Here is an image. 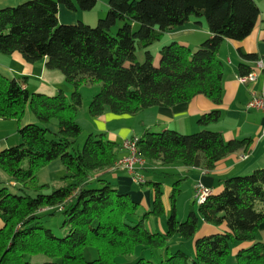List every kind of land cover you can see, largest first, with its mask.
<instances>
[{"label":"trees","instance_id":"trees-1","mask_svg":"<svg viewBox=\"0 0 264 264\" xmlns=\"http://www.w3.org/2000/svg\"><path fill=\"white\" fill-rule=\"evenodd\" d=\"M98 1L30 0L0 9V53L19 52L30 64L46 58V68L61 72L74 86L70 98L63 90L31 92L24 86L27 77L0 73V118L21 122L28 109L36 120L19 127V144L0 151V169L17 187L16 192L0 188V264H234L233 259L264 264V242L257 239L264 222V168L226 177L222 190L203 204L195 200L183 221L173 207L166 232H159L147 220L165 212L161 183L145 180L155 191V203L141 214L140 204L105 177L116 170L122 144L90 133L83 147L77 145L84 83L101 85L89 105L92 117L173 107L198 95L220 105L225 74L220 47L226 39L239 42L253 32L261 17L257 1L108 0L107 16L96 25L59 21L61 3L91 11ZM201 17L207 18L212 36L196 50L175 40L163 45L157 65L150 46ZM252 70L242 64L240 76ZM220 118L219 108L202 114L198 125L203 128L190 134L147 128L137 140L138 156L157 166L213 169L233 152H248L252 138L226 141L220 131L208 128ZM52 121L57 131L50 128ZM57 159L65 166L66 181L57 187L39 184L38 171ZM178 193L175 186L174 205ZM57 212L64 215L62 236L46 226L45 219ZM202 220L227 230L197 237L191 252L171 250V237L194 238ZM244 242L252 244L233 254ZM88 251L95 256L88 257Z\"/></svg>","mask_w":264,"mask_h":264},{"label":"crops","instance_id":"crops-1","mask_svg":"<svg viewBox=\"0 0 264 264\" xmlns=\"http://www.w3.org/2000/svg\"><path fill=\"white\" fill-rule=\"evenodd\" d=\"M27 1L30 0H0V9L14 7ZM99 1L105 7H108V0ZM256 1L261 9V17L253 32L239 42L226 39L220 47L218 54L224 63L225 72L223 101L220 105L214 104L204 95H198L187 103H180L173 107L154 106L132 115H120L110 111L94 117L97 121V126L101 129V133H104L108 139L122 144L121 157L129 153V150L123 145L124 141L140 137L145 129L150 128L153 131L174 129L182 133L196 132L203 128L198 125V118L215 108L221 110V118L219 121L209 125L208 128L220 131L224 139L228 141L252 138L253 144L248 152L243 150L233 152L219 160L213 169L187 167L180 163L169 164V176L178 175L192 181L190 196L186 197L189 212L195 202V187L199 181L212 188L214 193L222 190V183L226 177L250 174L257 169L264 168V112L258 109H248L246 106L254 93L264 95V0ZM96 8L91 11L73 10L66 4L61 3L59 5V21L62 24H76L79 21L94 24L93 22L102 16L97 12ZM167 35H169L171 41H178L196 50L206 39L212 36V33L206 21L200 20V18H193L183 26L169 30ZM243 53L254 54L256 59H248ZM158 60L159 56L156 58L155 63ZM259 62L261 63L259 64ZM242 64L253 69L252 72L257 77L256 81L248 83L239 81ZM0 73L10 79H21V76L27 77L24 86H29L28 82L31 76H39L41 79L48 73L57 74L59 72L46 68V58L35 64H30L23 58L21 53L15 52L13 54L0 53ZM54 94L56 93L51 95ZM138 116L140 117L139 121L132 120ZM33 122H36V120L28 109L21 122L16 119L0 118V151L11 147V142L19 143L21 141L19 127ZM52 129L57 131V125L53 124ZM166 166L168 165L157 166L144 159L136 165L137 172L143 175L147 182H159L158 176L160 174L158 173ZM51 167L59 171L65 170V166L60 159L52 161ZM105 177L117 185L120 192L129 193L132 199L140 204L141 214L154 209L155 191L153 188L148 187L149 183L142 184L137 182L135 174L124 168H116V170L109 171L105 174ZM4 178L0 177V185L4 182ZM8 182L12 185L15 184L14 181H11V178H9ZM170 187L171 185H169V191ZM191 201H193L192 204H190ZM165 203L169 208V212H172L173 207L176 208L179 218L180 211L176 201L175 205L173 201L171 203L170 201L169 203L165 201ZM163 205L165 206L164 203ZM195 208L197 209V207ZM186 212V210H182V217L185 216ZM155 217L159 216L151 215V218L147 220V223L150 224L149 228L152 231L161 230L159 232H166L167 227L162 219L159 220L160 229H152L156 226V222L151 219ZM1 224L2 222L0 221ZM225 230H227L226 225L215 226L202 220L193 242L196 241L197 237L224 232ZM174 237H171L169 242L173 241ZM257 239L264 242V222L259 227ZM251 244V242L237 244L233 248L232 253L236 254L239 250L249 247Z\"/></svg>","mask_w":264,"mask_h":264},{"label":"rangeland","instance_id":"rangeland-1","mask_svg":"<svg viewBox=\"0 0 264 264\" xmlns=\"http://www.w3.org/2000/svg\"><path fill=\"white\" fill-rule=\"evenodd\" d=\"M97 7V8H96ZM96 9L97 12L102 15L101 17H106L107 13H108V7H105V5L102 2H98L96 5ZM203 19L204 21L207 22V18L206 17H201L200 20ZM98 21V19L96 20ZM93 22L94 24L92 25H96L97 22ZM120 26V24H119ZM138 27V25L136 26V28ZM171 42V40L169 39V35H165L164 38L160 41H156L155 43H153L150 46V50L152 51L154 58L156 60V58L159 56V52L160 49L162 48L163 45H167ZM156 64H159V60L156 61ZM40 67V66H39ZM59 72V71H58ZM20 77V76H19ZM43 77V76H42ZM24 78L21 76V79ZM28 87L29 90L31 92H45L48 94H52V93H57L59 92L61 89L65 92V94L70 98L71 94L73 92V84L69 83L66 81L65 77L63 76V74L61 72L59 73H52V74H46L45 77L43 78H39V76H31L28 82ZM101 85L99 83H84L83 85L80 86V91L83 95V106L79 111V115H78V123L82 128V132L80 134V136L78 137V142L77 145L79 147H83L87 137L90 135V133H94V134H100L101 133V129L99 126H97V121L94 117H92L89 113V105L91 103V100L93 98V96L98 93L100 91ZM128 120V119H127ZM133 121L136 120H140V117H134V119H132ZM125 121V120H124ZM122 121V122H124ZM40 123V122H39ZM41 124V123H40ZM53 124L57 125L56 121H52L50 128H52ZM43 126H46V124H43ZM49 127V126H48ZM58 127V126H57ZM190 133H194V132H190ZM190 133H186V134H190ZM49 137L53 138L54 136L52 135V133H49ZM228 141V140H226ZM12 146L13 145H17L19 144L17 143H13L11 142ZM27 162H25L24 166H27ZM66 174V170L63 171H59V170H55L53 167H51V163L49 165H47L46 167L40 169L37 173V180L39 184L42 183H49L54 187L60 186L63 184V177ZM160 174L158 176V179H160V183H161V188H162V200L163 203L165 204V212L162 216L159 217H155L152 218L151 220H155L156 222V226L153 227L152 229H160V225H159V220L162 219V221L165 223V226L167 227V221L169 218V215L171 212H169V208L167 206V204L165 203L170 201V203L173 201L172 198V191L174 189V187H178L179 189V193L176 199V203L178 205L179 208V219H187L188 215H189V206L188 203L186 202V197L188 198V196H190V191H191V185H192V181L190 179L186 180L185 177L182 176H169V165L166 166L165 168H163L162 170L159 171ZM5 177L4 182L1 183L0 188L3 186H8V188L14 192L17 191V187L14 185H12L9 181V174L6 173L5 171H3L2 169H0V177ZM163 181V182H161ZM169 181L170 184H169ZM180 181V183L178 185H175L176 182ZM169 185H171L170 187V191H169ZM149 188H153L151 185H148ZM172 190V191H171ZM193 201L190 202V204H192ZM189 204V205H190ZM196 207H198V205H196ZM186 210L187 212L185 213V216L182 217V210ZM63 220H64V215L60 212H57L55 215L53 216H48L45 221H46V226L52 228L58 235H64V233L66 232V229H62L60 226L63 224ZM181 220V221H183ZM148 224V227H150V224ZM1 226V225H0ZM155 231H161V230H155ZM179 241H184V242H179ZM171 244V250L172 249H177V247H180L181 249H184L188 252H191L194 250V242H193V238L191 239H181L178 236L174 237V240L170 242ZM179 245V246H178ZM236 244H234L235 246ZM156 260L160 261L159 255H160V249L156 250ZM162 253V252H161ZM88 255V257H94L95 254L92 253L91 251H88L86 253ZM90 259V258H89ZM234 264H236V260L233 259ZM229 264H232L231 262H229Z\"/></svg>","mask_w":264,"mask_h":264},{"label":"built area","instance_id":"built-area-1","mask_svg":"<svg viewBox=\"0 0 264 264\" xmlns=\"http://www.w3.org/2000/svg\"><path fill=\"white\" fill-rule=\"evenodd\" d=\"M261 62H259L260 64ZM256 74L254 72L245 75L239 76V81L243 83L254 82L256 81ZM248 109H258L264 112V95L253 94L250 101L247 103ZM137 140L138 138L127 139L124 141L123 145L129 150L128 155L123 156L116 164V168H124L135 174V180L140 183L145 182V177L137 172L136 165L141 162V159L138 156L137 149ZM213 193V189L199 181L195 187L194 198L198 204L205 203L209 196Z\"/></svg>","mask_w":264,"mask_h":264}]
</instances>
